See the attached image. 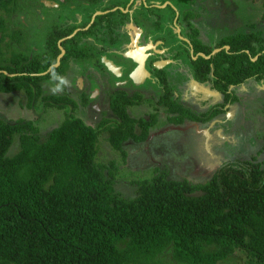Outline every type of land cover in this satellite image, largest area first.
Returning <instances> with one entry per match:
<instances>
[{"label":"trees","instance_id":"trees-1","mask_svg":"<svg viewBox=\"0 0 264 264\" xmlns=\"http://www.w3.org/2000/svg\"><path fill=\"white\" fill-rule=\"evenodd\" d=\"M27 1L0 0V92H24L29 108L40 100L61 108L67 99L43 96L41 82L62 66L32 76L46 72L55 58L43 55L39 67L23 63L24 54L10 48L11 19L25 13ZM226 43L237 54L223 53L214 62L218 87L226 88L229 72L228 83L264 80L260 33H239ZM198 66L204 75L210 71L208 60ZM131 105L112 103L120 122L110 129L109 142L124 159L125 141L144 142L158 121L157 114L132 118ZM99 133L71 117L42 140L32 121L0 116V264H161L167 251L177 264H222L239 251L247 254L245 264H264L263 162L232 163L198 185L159 173L138 183L136 196L127 199L116 191L114 164L96 162ZM16 138L19 150L11 155Z\"/></svg>","mask_w":264,"mask_h":264},{"label":"flooded vegetation","instance_id":"flooded-vegetation-1","mask_svg":"<svg viewBox=\"0 0 264 264\" xmlns=\"http://www.w3.org/2000/svg\"><path fill=\"white\" fill-rule=\"evenodd\" d=\"M26 4L25 13L11 19L10 48L24 54L23 63H35L39 67L45 64L43 55L55 58L46 72L32 76H45L62 66L54 78L41 82L43 93L50 91L51 96L66 98L68 103L64 106L87 110V118L95 122L101 117L98 126L107 122L100 128L108 133L120 122L113 111L114 101L120 105L131 103L129 114L135 106L148 104L152 108L155 104L153 113L140 118L130 114L135 119H149L157 114L158 121L144 142L126 140L124 151L129 143L164 149L160 142L168 138L177 145L192 144L188 149L191 159L200 151L208 161L205 165L196 163L194 169L212 163L216 167L212 178L225 166L245 161L230 160L222 166L211 162L215 158L212 144L226 147L229 141L234 142L229 135L236 130L240 136L244 131L252 133L259 114L250 111L252 106L243 107L241 101L256 98L260 92L255 89L242 92L241 87L251 82L264 85V80L251 77L242 84L228 83L229 72L223 82L226 88H220L216 84L219 78L214 62L223 53L236 58L233 45L226 43L229 37L260 33L264 38L262 31H255L256 26H250L253 31H239L235 25L229 26L230 30L220 27L215 30L206 20L200 21L188 0H29ZM188 13L195 17L187 18ZM60 57L59 65L53 67ZM202 59L209 61L210 71L205 75L198 66ZM17 63L11 61L13 69ZM231 71L235 74L240 71L238 58ZM184 95L191 96L188 98L191 100L195 97V103L189 105ZM171 108L179 109L171 112ZM211 124L219 129L215 134L200 133ZM158 125L161 126L156 129ZM157 132L159 135H154ZM191 164L187 160L184 172L190 174L192 170L187 166ZM182 180L192 182L187 178Z\"/></svg>","mask_w":264,"mask_h":264},{"label":"rangeland","instance_id":"rangeland-1","mask_svg":"<svg viewBox=\"0 0 264 264\" xmlns=\"http://www.w3.org/2000/svg\"><path fill=\"white\" fill-rule=\"evenodd\" d=\"M188 2L192 5L191 9L201 17L200 21L206 20V24L215 30L218 27L223 30H230L232 28L229 26L235 25L239 27V31H247L244 29L253 31L250 28L253 25L256 26L255 31H262L264 33V0H188ZM247 84L241 87L242 92L247 91V89L249 91L255 89L260 93L256 98L244 99L241 101V105L243 107L252 106L253 108L250 111L254 112L255 115H259L255 120L252 133L244 131L243 135L240 136L239 131L236 130L233 135H229V138L232 137L234 142L229 141L226 147L217 148L215 144H212L214 145L215 158H212L211 162L216 161L220 166L230 160H246L254 156L257 157L258 161L264 162V85H257L254 82ZM45 93L48 95L52 94L50 91H45ZM45 93H43V96H46ZM189 97L191 96L184 95L183 98H187L185 102L192 106L195 103L193 100H196V98L194 97L191 100L188 99ZM74 98L78 100L76 95H74ZM197 104L202 106L199 103ZM152 105L155 108L156 105ZM153 107L149 108L148 104L135 106L130 109V114L132 117L140 118L153 113ZM0 116L15 122L19 120L32 121L39 129V135L42 140H45L50 132L59 128L65 120L71 117L80 118L86 124L93 125L92 127L96 125L95 128H98L100 132L96 162L104 166H109L111 163L114 164L112 170L116 174V191L127 199H132L136 196L138 183L150 181L159 173H166L170 179L182 180L187 178L192 180L190 183L195 185L210 181L214 174L215 165H212V163H209L205 167L203 166L204 168L194 169L196 163L199 162L205 165L204 163H208V161L202 157L204 155L200 151L194 154V159H191V154L188 151L192 147V144L183 145L178 143L179 145H177V142H169V138L160 142L164 149H161L160 146L158 148L155 145L126 144L125 151L127 154L124 159L120 152L112 148L109 142L108 131L98 126L101 117L95 122L92 118H87V110L81 107L72 110L71 106L66 105L61 110L56 105L51 107V105H47L42 100L38 101L32 108H29L27 105V97L22 91L12 93L0 92ZM162 118L166 119L165 116ZM236 122L237 119L235 120ZM112 125H115V123ZM161 125H158L156 129ZM217 130L219 129L216 128V124H211L201 129L200 133L210 132L215 134ZM159 132L154 135H159ZM18 150L19 143L18 138H16L11 155L17 153ZM187 160L192 161L191 166H187L188 170H192L190 174L189 171L184 172ZM125 244V242L122 243V246ZM246 258L247 254L239 251L222 264H245ZM160 261L161 264H177L174 261L172 251H167L163 254L160 257Z\"/></svg>","mask_w":264,"mask_h":264},{"label":"water","instance_id":"water-1","mask_svg":"<svg viewBox=\"0 0 264 264\" xmlns=\"http://www.w3.org/2000/svg\"><path fill=\"white\" fill-rule=\"evenodd\" d=\"M63 53H64V50H63ZM60 59H61V57L59 58L58 63L55 64L53 67H57V66L59 65V63H60ZM256 59H257V58H254L253 61H256ZM2 72L5 73V74L8 75V76H12V75H9V74H8L7 72H5V71H2ZM45 74H46V73H45ZM45 74H44V75H45ZM42 75H43V74H41V76H42Z\"/></svg>","mask_w":264,"mask_h":264}]
</instances>
